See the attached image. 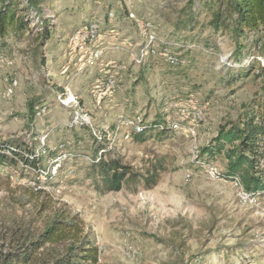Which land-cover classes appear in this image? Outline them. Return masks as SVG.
<instances>
[{
    "label": "rangeland",
    "instance_id": "1",
    "mask_svg": "<svg viewBox=\"0 0 264 264\" xmlns=\"http://www.w3.org/2000/svg\"><path fill=\"white\" fill-rule=\"evenodd\" d=\"M40 5L53 17L51 40L40 47L36 27L20 37L11 33L4 50L9 58L0 60V141L25 136L43 154L41 165L52 178L22 163L0 164L1 234L19 226L38 229L66 207L94 233L98 264H264V194L243 199L234 180L221 176L222 156L210 164L198 161L219 128L262 92L264 76L257 72L264 56L249 45L253 35L243 40L247 46L239 54L229 35L214 32L210 14L201 12L180 32L183 63L172 66L158 50L178 38L184 0ZM90 20V28H82ZM99 25L103 33L86 37ZM250 63L256 65L250 75L232 77ZM30 102L46 107L34 121ZM157 115L179 125L165 136L136 141L132 121ZM92 133L106 137L138 169L164 158L166 169L156 185L136 193L99 192L87 176ZM211 167L219 174L211 175ZM31 189L38 194L32 196Z\"/></svg>",
    "mask_w": 264,
    "mask_h": 264
},
{
    "label": "trees",
    "instance_id": "2",
    "mask_svg": "<svg viewBox=\"0 0 264 264\" xmlns=\"http://www.w3.org/2000/svg\"><path fill=\"white\" fill-rule=\"evenodd\" d=\"M184 1L185 6L180 11L175 26L178 38L160 43L161 50H158V55L169 65L183 63L184 45L179 39L180 32L193 25L197 14L201 12L210 14L209 25L214 32L223 30L229 35L236 44L237 53H242L247 46L243 45V40L253 35L254 39L249 45L258 47L260 54L264 56V0ZM92 22L90 20L82 28L89 29ZM35 27L39 28L37 37L42 40L41 47L51 40L55 24L52 16L44 14L40 0H0V60L9 58L4 50L11 33L20 37ZM101 33L103 29L99 25L97 34ZM255 67V63L244 65L232 77L248 76ZM257 75L264 76V67H260ZM108 76L114 78V75ZM37 104L38 102L29 103L31 121H34L41 108H46L43 103ZM80 124L86 126L87 123L81 121ZM140 125L141 131L132 135L136 141L143 142L154 133L160 137L167 135L179 123H168L157 115L151 121L141 119ZM92 136L91 150L94 155L87 168V176L99 192L126 189L136 193L140 187L151 189L158 182L161 172L166 169V160L158 157L149 159L146 167L138 169L124 162L111 149L106 137L100 139L95 133ZM36 150L37 147L27 142L25 136L0 141V164L16 166L22 163L25 167L36 170L39 177L46 173L49 180L52 174L41 165L44 156L42 153L37 154ZM41 150L50 151L47 148ZM57 152L51 151L50 156H56ZM219 156L225 161V173H221L222 177L238 179L243 189L252 195L264 194V85L261 94L245 104L243 111L235 119L222 125L211 142L200 149L198 161L210 164ZM39 177L33 183L35 186L39 185ZM30 193L32 196L38 194L32 189ZM25 202L30 200L26 199ZM49 202L52 200L47 201ZM44 207L45 204L42 209ZM99 256L100 249L94 233L87 229L85 220L78 212H72L66 207H60L38 229H23L19 226L11 233L0 232V264H98Z\"/></svg>",
    "mask_w": 264,
    "mask_h": 264
},
{
    "label": "built area",
    "instance_id": "3",
    "mask_svg": "<svg viewBox=\"0 0 264 264\" xmlns=\"http://www.w3.org/2000/svg\"><path fill=\"white\" fill-rule=\"evenodd\" d=\"M148 27H149V26H148ZM95 30H96V31H95ZM96 33H97V27H95V28H91L90 35H87L86 37H94ZM112 84H113V82H112ZM8 92H9V94L11 95V94H12V89H9ZM132 125H133L132 127H133V129H134V132H140V131H141V125H140V122L132 121ZM209 171H210V174L213 175V176H216V175L219 174V172L217 171V169L214 168V167H211ZM234 182H235V185H236V186H238V187L241 188L240 195L242 196V198H243V199H249V197L251 196V194L248 193V192H246V191L243 189V187H242L240 181H239L238 179H235Z\"/></svg>",
    "mask_w": 264,
    "mask_h": 264
}]
</instances>
